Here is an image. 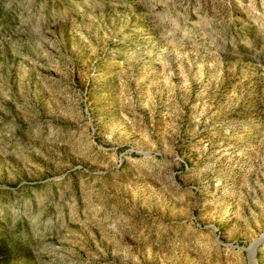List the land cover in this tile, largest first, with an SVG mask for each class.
Masks as SVG:
<instances>
[{
    "label": "rangeland",
    "instance_id": "1",
    "mask_svg": "<svg viewBox=\"0 0 264 264\" xmlns=\"http://www.w3.org/2000/svg\"><path fill=\"white\" fill-rule=\"evenodd\" d=\"M0 240L264 264V0H0Z\"/></svg>",
    "mask_w": 264,
    "mask_h": 264
},
{
    "label": "water",
    "instance_id": "2",
    "mask_svg": "<svg viewBox=\"0 0 264 264\" xmlns=\"http://www.w3.org/2000/svg\"><path fill=\"white\" fill-rule=\"evenodd\" d=\"M258 240H255L253 242H251L246 248V252H247V258H248V264H250V259H249V249L251 248V260L253 261V264L255 263V257H254V253H255V246L257 244Z\"/></svg>",
    "mask_w": 264,
    "mask_h": 264
},
{
    "label": "bare ground",
    "instance_id": "3",
    "mask_svg": "<svg viewBox=\"0 0 264 264\" xmlns=\"http://www.w3.org/2000/svg\"><path fill=\"white\" fill-rule=\"evenodd\" d=\"M249 259H250V264H253V261L251 260V248L249 249Z\"/></svg>",
    "mask_w": 264,
    "mask_h": 264
},
{
    "label": "trees",
    "instance_id": "4",
    "mask_svg": "<svg viewBox=\"0 0 264 264\" xmlns=\"http://www.w3.org/2000/svg\"><path fill=\"white\" fill-rule=\"evenodd\" d=\"M3 247V240H0V248Z\"/></svg>",
    "mask_w": 264,
    "mask_h": 264
}]
</instances>
